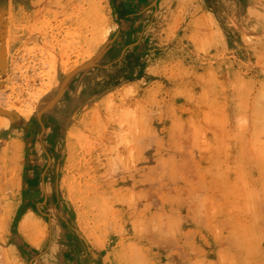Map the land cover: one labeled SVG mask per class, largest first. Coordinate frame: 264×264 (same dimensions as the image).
Masks as SVG:
<instances>
[{"label":"rangeland","instance_id":"374dc122","mask_svg":"<svg viewBox=\"0 0 264 264\" xmlns=\"http://www.w3.org/2000/svg\"><path fill=\"white\" fill-rule=\"evenodd\" d=\"M0 264H264V0H0Z\"/></svg>","mask_w":264,"mask_h":264},{"label":"bare ground","instance_id":"6f19581e","mask_svg":"<svg viewBox=\"0 0 264 264\" xmlns=\"http://www.w3.org/2000/svg\"><path fill=\"white\" fill-rule=\"evenodd\" d=\"M30 216L27 217V219L24 221V227H31V225L33 224V222L31 221V217Z\"/></svg>","mask_w":264,"mask_h":264}]
</instances>
